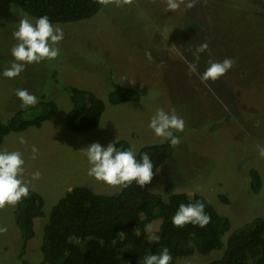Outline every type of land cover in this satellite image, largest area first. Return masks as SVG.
I'll return each mask as SVG.
<instances>
[{"label": "rangeland", "instance_id": "374dc122", "mask_svg": "<svg viewBox=\"0 0 264 264\" xmlns=\"http://www.w3.org/2000/svg\"><path fill=\"white\" fill-rule=\"evenodd\" d=\"M189 3L192 0H184L170 11L167 0H107L92 19L59 25L64 38L57 60L26 65L16 78L0 75L1 123L18 110L25 119L41 113L38 105L21 108L17 89H27L39 101L45 97L57 105L55 116L40 128L11 133L2 142V150L22 154L23 180L44 199V217L34 222L26 258L36 257L48 214L68 187L90 186L105 196L119 193L118 186L107 187L88 175L89 164L81 149L94 142L106 146L115 138L130 143L136 153L143 146L164 143L148 127L161 108L174 110L185 120V128L174 131L180 143L151 182L140 188L202 195L220 216L230 220L229 233L264 215V190L253 198L241 194L243 177L238 166L242 158L251 157L264 184V158L258 155L264 148V4L195 0L193 7H187ZM22 16L11 0H0V74L14 59L10 51L17 43L13 32ZM201 21L209 23L203 34ZM201 43H207L208 49L200 55L198 73L207 68L206 55L209 62L234 61L215 82H201L199 75L188 71L189 58L193 60L192 52ZM114 84L135 89L141 100L109 104ZM62 85L91 92L104 102L93 131L76 133L66 128L71 105ZM20 137L25 143L19 142ZM33 146L38 148L35 159ZM37 171L40 176L33 179ZM219 196L229 198L231 204H224ZM14 208H0V228L6 229L0 232V264L16 256ZM158 228L159 220L150 224L148 242L152 233L158 235ZM213 254L180 258L175 264H208Z\"/></svg>", "mask_w": 264, "mask_h": 264}, {"label": "trees", "instance_id": "16d2710c", "mask_svg": "<svg viewBox=\"0 0 264 264\" xmlns=\"http://www.w3.org/2000/svg\"><path fill=\"white\" fill-rule=\"evenodd\" d=\"M11 1L32 18L47 15L52 23L67 25L92 19L107 0ZM254 1L264 4V0ZM200 25L203 34L209 23L201 21ZM204 59L208 66V56ZM189 62L193 60L189 58ZM61 88L67 93L71 105L65 116L66 128L76 133L93 131L104 112V102L93 93L73 86L62 85ZM140 100L138 91L116 84L108 96L111 105ZM38 106L41 113L31 119H25L23 112L18 110L9 114L5 123L0 122V150L6 136L31 127L40 128L57 112L52 99L42 97ZM174 135L177 134L174 132ZM118 141V148L130 147L127 141ZM174 147L168 141L146 145L137 151V159L147 153L155 173L172 156ZM238 166L243 177L240 193L248 194L250 198L260 195L264 184L253 159L245 156ZM218 198L224 204H231L227 197ZM197 201L205 204V212L211 217L206 227L188 224L177 228L171 224V218L181 203L187 205ZM43 207V196L34 190L15 205L16 256L6 259V264H143L146 255L158 254L163 248H168L172 256L170 264L180 258L212 252L208 264H264V215L251 218L229 233L230 220L220 216L202 195L151 192L136 186L135 182L110 196L98 195L85 186H75L67 191L48 214L36 257L28 259L25 257L27 245L34 237L35 220L44 217ZM155 220H159L160 240L150 244L147 231Z\"/></svg>", "mask_w": 264, "mask_h": 264}, {"label": "clouds", "instance_id": "9594fccd", "mask_svg": "<svg viewBox=\"0 0 264 264\" xmlns=\"http://www.w3.org/2000/svg\"><path fill=\"white\" fill-rule=\"evenodd\" d=\"M184 0H167V8L175 11ZM195 0L187 7H193ZM13 38L17 41L11 48V56L14 58L11 66L3 71V77L12 79L18 77L26 65L40 63L44 60H57L60 56L59 43L64 38L63 29L50 21L47 15L32 18L27 13L19 19L17 29L13 32ZM208 44L201 43L192 52L193 62L188 63V71L199 75L201 82H215L224 76L234 64L231 58H225L222 62H209L205 71L198 73L197 64L200 55L207 51ZM15 95L20 101L21 108L35 107L39 104V98L29 93L27 89H17ZM148 127L161 141H168L171 146L180 143V138L174 135V131L183 132L185 120L178 116L174 110L165 111L157 109L150 118ZM174 130V131H173ZM21 144L25 143L23 137L19 138ZM119 141L115 138L106 146L94 142L81 149L89 164L88 175L95 180L104 182L109 186H118L120 189L129 187L133 182L136 186L143 187L149 184L154 175V165L147 153L140 155L131 148H118ZM32 158L35 159L38 148H31ZM258 155L264 158V148L258 150ZM25 160L19 151L0 150V208L5 205L15 206L22 199L29 197V184L23 180ZM40 173H33V179H38ZM211 217L205 212L203 202H195L178 206L171 218V224L177 228H183L191 224L200 228L206 227ZM6 231L0 228V232ZM160 236L152 233L149 242L159 243ZM172 256L168 248H163L158 254H148L143 259V264H170Z\"/></svg>", "mask_w": 264, "mask_h": 264}, {"label": "crops", "instance_id": "0c3cea01", "mask_svg": "<svg viewBox=\"0 0 264 264\" xmlns=\"http://www.w3.org/2000/svg\"><path fill=\"white\" fill-rule=\"evenodd\" d=\"M130 144V143H129ZM3 145V144H2ZM38 160H39V158H38ZM99 182H101V181H99ZM101 183H103V184H105L104 182H101ZM107 187H110V188H113L112 186H109V185H107V184H105ZM89 188L90 189H92L90 186H89ZM72 189V187H68V189H67V191H69V190H71ZM31 190H34V189H31ZM34 191H37V192H40V191H38L36 188H35V190ZM40 194L42 195V193L40 192ZM43 196V195H42ZM57 196V195H56ZM55 196V197H56Z\"/></svg>", "mask_w": 264, "mask_h": 264}]
</instances>
